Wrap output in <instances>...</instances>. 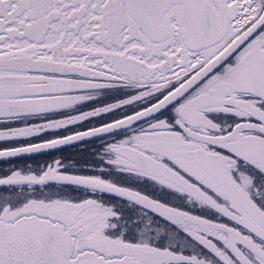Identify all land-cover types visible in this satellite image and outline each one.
Segmentation results:
<instances>
[{"label": "snow or ice", "instance_id": "6c2138e0", "mask_svg": "<svg viewBox=\"0 0 264 264\" xmlns=\"http://www.w3.org/2000/svg\"><path fill=\"white\" fill-rule=\"evenodd\" d=\"M0 160V264H264V0H0Z\"/></svg>", "mask_w": 264, "mask_h": 264}, {"label": "rangeland", "instance_id": "374dc122", "mask_svg": "<svg viewBox=\"0 0 264 264\" xmlns=\"http://www.w3.org/2000/svg\"><path fill=\"white\" fill-rule=\"evenodd\" d=\"M68 151L73 152L75 151V149H69ZM10 163H13V161L9 162V161H5L0 163V171H3L4 169L8 168Z\"/></svg>", "mask_w": 264, "mask_h": 264}, {"label": "trees", "instance_id": "16d2710c", "mask_svg": "<svg viewBox=\"0 0 264 264\" xmlns=\"http://www.w3.org/2000/svg\"><path fill=\"white\" fill-rule=\"evenodd\" d=\"M69 150V149H68ZM68 150H66L67 152H70V151H68ZM13 163H17V161H13Z\"/></svg>", "mask_w": 264, "mask_h": 264}, {"label": "water", "instance_id": "95a60500", "mask_svg": "<svg viewBox=\"0 0 264 264\" xmlns=\"http://www.w3.org/2000/svg\"><path fill=\"white\" fill-rule=\"evenodd\" d=\"M0 162H5V161H3V160H0Z\"/></svg>", "mask_w": 264, "mask_h": 264}, {"label": "flooded vegetation", "instance_id": "af4514ba", "mask_svg": "<svg viewBox=\"0 0 264 264\" xmlns=\"http://www.w3.org/2000/svg\"><path fill=\"white\" fill-rule=\"evenodd\" d=\"M0 163H2V162H0Z\"/></svg>", "mask_w": 264, "mask_h": 264}]
</instances>
